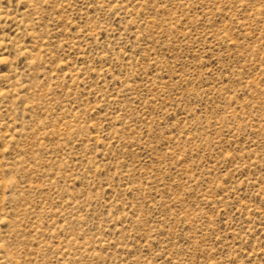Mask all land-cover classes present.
<instances>
[{
  "label": "rangeland",
  "instance_id": "374dc122",
  "mask_svg": "<svg viewBox=\"0 0 264 264\" xmlns=\"http://www.w3.org/2000/svg\"><path fill=\"white\" fill-rule=\"evenodd\" d=\"M0 264H264V0H0Z\"/></svg>",
  "mask_w": 264,
  "mask_h": 264
}]
</instances>
